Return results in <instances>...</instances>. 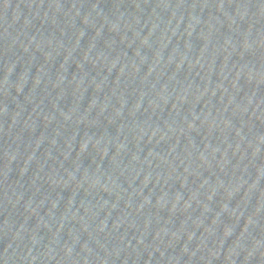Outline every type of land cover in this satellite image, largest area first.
Returning a JSON list of instances; mask_svg holds the SVG:
<instances>
[{"label": "water", "instance_id": "water-1", "mask_svg": "<svg viewBox=\"0 0 264 264\" xmlns=\"http://www.w3.org/2000/svg\"><path fill=\"white\" fill-rule=\"evenodd\" d=\"M0 61L159 264H264V0H0Z\"/></svg>", "mask_w": 264, "mask_h": 264}]
</instances>
